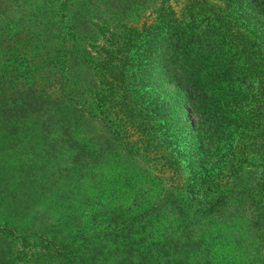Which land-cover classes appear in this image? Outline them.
<instances>
[{
	"label": "trees",
	"instance_id": "obj_1",
	"mask_svg": "<svg viewBox=\"0 0 264 264\" xmlns=\"http://www.w3.org/2000/svg\"><path fill=\"white\" fill-rule=\"evenodd\" d=\"M221 2L224 8L215 14L218 28L233 25V20L241 25L250 16L254 53L264 52V0ZM148 9L150 18L141 24L134 20L133 16ZM32 13L21 12L18 24L4 18L2 37L8 43L0 61V87L10 108L17 97L42 100L43 121L33 132L25 135L28 127L19 132L23 135L18 142L12 138L15 153L3 157L0 169H5L2 177L6 176L7 183H24L28 197H43L48 206L37 209L31 205L30 218L46 219L51 230L43 233L40 225L18 226L1 218L0 229L29 233L49 244L52 251L39 253L35 264H246L248 256L242 249L247 244L246 249L251 247V235L243 226L245 236L238 244L231 227L241 219L234 216H246L249 224L255 219L249 214V220L246 210H236L229 221L218 222L215 213L233 206L227 196L218 199L224 191L219 194L216 187L203 184L193 187L187 193V208L198 214L196 223H186L181 210L177 220L165 221L161 200L144 201L128 176L110 177L104 164L106 152L100 141L106 132L118 139L126 133L131 138L138 136L134 143L124 142L131 158L163 151L160 136L159 141L149 134L161 119L159 113L150 111L154 98L136 86L131 89L132 81L139 84L136 73L141 74L140 68L136 73L132 68L139 65L137 55L151 36L161 39L155 45L158 74L173 84L181 117L191 119L193 130L204 128V135H215L221 127L208 121L210 108L202 97L198 60L189 56V46L183 43L194 30L189 13L178 15L170 0H41ZM91 121L98 133L88 129ZM79 135L85 136L82 147L76 145ZM192 151L189 165L195 171L204 159L201 141ZM4 163L5 168L1 167ZM51 178L55 193L61 194H49ZM12 189L7 186L0 193L14 194ZM204 194L206 198L214 194L216 200H202ZM55 196L61 201H52ZM203 216L207 223L202 222ZM99 223L106 230L80 239L84 230L91 231L90 226ZM223 226L229 229L221 235ZM72 239L81 242L71 246Z\"/></svg>",
	"mask_w": 264,
	"mask_h": 264
},
{
	"label": "rangeland",
	"instance_id": "obj_2",
	"mask_svg": "<svg viewBox=\"0 0 264 264\" xmlns=\"http://www.w3.org/2000/svg\"><path fill=\"white\" fill-rule=\"evenodd\" d=\"M170 1L178 15L182 11L190 15L187 16L194 30L183 43L189 46L191 52L189 56L198 60L197 72L203 77L202 97L210 108L208 121L217 122L221 127L212 136L209 133L202 134L204 128L196 127L193 130L189 127L191 119L181 117L179 103L172 91L173 84L158 74L160 60L155 45L160 44L161 39L159 36L148 37L137 55L139 65L132 68L135 73L141 69L139 76L136 73L139 84L136 85L132 81L131 89L136 86L139 91L146 92L150 98H154L155 105L150 111L159 113L161 119L149 134L151 139L160 136L163 151L157 153L155 150L152 157L131 158L126 143H134L138 136L131 138V134L126 133L125 137L118 139L116 135L112 136L110 132H106L104 133L106 137L100 141L106 152L103 157L105 167L108 169L106 171L114 178L120 173L124 177L128 176V182L135 190L141 192L144 201L148 198L150 201L161 200L165 221H170L168 218L177 220L178 211L181 210L180 216L186 223H196L198 214H193L187 208L189 202L187 193L193 187L203 184L216 187L219 194L224 191L225 193L218 199L227 196L226 198L232 200L233 206L219 209L214 217L222 223L229 221L232 212L236 210L241 213L246 210L245 215L247 214L249 220L248 215H253L254 224L245 222L244 215L234 216L237 219L241 217L240 221L231 227L233 235H237L234 242L242 243V236L245 235H242L241 230L245 226L246 232L252 238L249 244L251 247L246 249L247 244L242 249V253L248 256L246 264H264V52L254 53L253 38L248 31L253 28L250 16L246 15L245 19L248 20L241 25L233 20V25L218 28L219 22L215 14L217 10L224 8L221 0ZM40 2L41 0H0V61L5 57L3 49L8 43V40L2 37L6 30L5 19L6 22L14 19L11 23L18 24L20 13L30 16ZM133 18L141 24L145 18H150V10H141L138 16ZM237 32L239 36L235 39ZM147 49L150 52L147 53ZM1 91L0 87V97L3 98ZM43 99L45 100L44 97ZM3 100L4 98L2 102L0 101V162L3 161V157L15 153L12 138L18 142L23 135L18 134L19 132L28 127L26 135L42 124L40 110L44 107L42 100H33L29 97H17L13 108L7 106ZM88 125V129L97 131L95 123L91 121ZM84 138V135L76 136V145L82 147ZM199 141L203 146L204 159L200 168L192 171L189 165L193 155L192 149ZM138 146L140 144L136 147ZM1 167L5 168L6 163ZM4 170L0 169V190L9 186L13 188L14 194H8L6 191L0 193V218L10 219L18 226H30V223L34 226L40 225L43 233L49 231L50 234L49 221L30 218L31 205L34 204V208L40 209L48 206V203L43 202L40 194L28 197L29 193L23 192L22 182L7 183L6 176L2 177ZM49 182L51 184L49 194L55 193L56 183L53 178ZM228 190L234 192L229 193ZM58 194H61V191L54 195ZM59 197L55 196L52 201L58 203L61 201ZM201 199L214 201L216 197L211 194L206 198L204 194ZM249 204L254 207L250 208ZM206 219L204 217L202 222ZM223 227L225 229L220 228L221 235L227 234L229 229L228 226ZM90 230H84V235L82 234L83 237L80 239L88 237L93 232L106 230V227L99 223L93 225V228L90 226ZM77 241L81 242L72 239L71 246H76ZM51 251L50 245L42 242L37 236L23 232L13 234L0 229V264H35L34 260H37L39 253L46 254Z\"/></svg>",
	"mask_w": 264,
	"mask_h": 264
}]
</instances>
